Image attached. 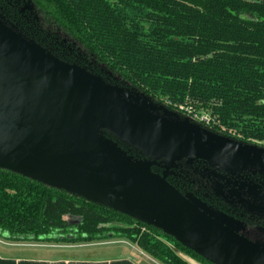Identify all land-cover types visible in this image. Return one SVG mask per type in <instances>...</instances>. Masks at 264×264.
Returning <instances> with one entry per match:
<instances>
[{"label": "water", "instance_id": "95a60500", "mask_svg": "<svg viewBox=\"0 0 264 264\" xmlns=\"http://www.w3.org/2000/svg\"><path fill=\"white\" fill-rule=\"evenodd\" d=\"M0 149L31 175L0 167L161 229L212 264H264V237L248 239L244 223L168 181L191 171L213 196L264 218V194L250 178L264 177V148L60 59L1 13Z\"/></svg>", "mask_w": 264, "mask_h": 264}, {"label": "trees", "instance_id": "16d2710c", "mask_svg": "<svg viewBox=\"0 0 264 264\" xmlns=\"http://www.w3.org/2000/svg\"><path fill=\"white\" fill-rule=\"evenodd\" d=\"M26 3L36 14L24 9ZM0 5L9 21L60 59L109 76L183 117L208 114L209 124L197 123L264 146V0H0ZM168 181L182 193L192 191L184 177ZM3 233L19 243L120 238L162 264H191L188 259L212 264L161 229L0 167Z\"/></svg>", "mask_w": 264, "mask_h": 264}, {"label": "crops", "instance_id": "0c3cea01", "mask_svg": "<svg viewBox=\"0 0 264 264\" xmlns=\"http://www.w3.org/2000/svg\"><path fill=\"white\" fill-rule=\"evenodd\" d=\"M60 235H54L58 237ZM191 264L190 259H188ZM0 264H162L137 245L115 238L100 242L19 243L0 235Z\"/></svg>", "mask_w": 264, "mask_h": 264}, {"label": "rangeland", "instance_id": "374dc122", "mask_svg": "<svg viewBox=\"0 0 264 264\" xmlns=\"http://www.w3.org/2000/svg\"><path fill=\"white\" fill-rule=\"evenodd\" d=\"M24 9L26 10V11H28L30 14L31 13H33V14H36L35 13V10H34V7L30 4V3H26L25 4V7H24ZM3 10H1L0 9V13L1 14H3L4 15V13L2 12ZM32 15V14H31ZM5 16V15H4ZM16 25H18L19 26V24H16ZM19 28H21V26H19ZM1 29H2V27H1ZM22 30H23V28H21ZM76 73H78V72H76ZM84 77H86V76H84ZM77 83V82H76ZM97 85V84H96ZM100 87H101V89H103V90H106V91H112V88L111 87H109L107 84H105V83H100ZM160 116H162V115H160ZM190 118H192L193 120H195L196 122H199V123H201V124H203V123H205V124H207L208 122H207V120H209L210 119V117H209V115L207 114V115H203V116H199V115H191V116H189ZM154 121H161V118H158V117H155V116H152L151 117ZM162 118H164V119H168V117H164V116H162ZM134 121H137L136 120V118H132ZM141 122V121H140ZM136 123H139V122H136ZM142 123V122H141ZM2 151V152H1ZM3 150H1L0 149V165H4L5 167H8V168H13V169H18V170H23L24 172H26V173H28V174H30V172L27 170V169H29V168H31V167H29V166H27V165H25L26 163L24 162V161H22L20 158H16V157H14V155H11V154H8L7 152H4ZM155 152L156 153H167L168 155H170L171 157L170 158H173L172 157V152H170V151H162V152H160L159 150H155ZM11 158H13L14 159V161L11 159ZM31 175V174H30ZM246 175V174H245ZM250 178L251 179H253L255 182H256V185H258V191H260V188H261V191H262V194H264V183L262 184V183H260V182H262L263 180H264V177L263 176H261V175H257V176H250ZM187 180H188V183H190V184H193V185H195L198 189H200L201 188V190H200V192H203V193H206L207 191L206 190H203V189H205V188H203L205 185V182H204V180L203 179H201L199 176H197V175H192L191 176V178H187ZM264 182V181H263ZM201 186V187H200ZM198 189H197V191H198ZM206 191V192H205ZM208 193V195H210L211 196V198H213V195L211 194V192H207ZM215 198H217V197H215L214 196V198L213 199H215ZM230 206V205H229ZM231 208H233V209H240V208H234V207H232V206H230ZM243 214H247L243 209H241L240 210ZM250 214V213H249ZM251 215V214H250ZM252 216V215H251ZM257 216V215H256ZM259 218H262V219H264L263 217H260V216H258ZM75 219L76 220V218H72V217H68V219ZM253 218V217H252ZM236 226H237V224H235ZM235 227V226H234ZM237 227H239V228H241L242 229V226H237ZM244 229H245V231L246 230H248V234L246 235V237H248V239H250V240H252V241H259L261 238L259 237L260 235L262 236V237H264V234H256V232L258 231L257 229H253V228H248L247 226H244ZM144 230V229H143ZM262 232V231H261ZM108 239H114V238H108ZM260 242V241H259ZM77 243H82V242H77ZM261 244V243H260ZM187 258V257H186ZM188 259V258H187ZM191 262L193 263V264H200V263H198V262H196V261H193V260H191Z\"/></svg>", "mask_w": 264, "mask_h": 264}, {"label": "flooded vegetation", "instance_id": "af4514ba", "mask_svg": "<svg viewBox=\"0 0 264 264\" xmlns=\"http://www.w3.org/2000/svg\"><path fill=\"white\" fill-rule=\"evenodd\" d=\"M12 8V10L13 11H15L16 10V7L14 6V7H11ZM0 9L1 10H3L2 12L4 13V14H6V10L4 9V7L3 6H1L0 5ZM10 11H11V9H10ZM8 16V15H7ZM15 16H16V14H15ZM260 147H262V148H264V146H260ZM185 174L186 175H183V176H185L184 178L187 180V178H191V176L192 175H195V174H193L191 171H186L185 172ZM182 176V177H183ZM188 181V180H187ZM264 181V180H263ZM262 181V182H263ZM191 186H192V191H187L186 193H193L194 195H196L198 198H200V199H202L203 201H205V202H207L209 205H211V206H213L214 208H216V209H219L220 211H222V212H224V213H226L227 215H230V216H232V217H234V218H236L237 220H239V221H241L242 223H244L245 224V226H247L248 228H263L264 229V219H262V218H259L258 216H251L249 213H247V214H243L240 210L241 209H233V208H231L228 204H226L224 201H222L221 199H219V198H215V199H213L214 198V196H213V198H211V196H206V194H207V192H208V190H207V188L204 186L203 188H205V189H203V190H206L205 192L206 193H203V192H200V190H201V188L200 189H198L195 185H193V184H190ZM201 187V186H200ZM197 189H198V191H197ZM253 217V218H252ZM69 221L70 222H72V223H77V222H79V220L78 219H70L69 218Z\"/></svg>", "mask_w": 264, "mask_h": 264}, {"label": "built area", "instance_id": "2783aa9c", "mask_svg": "<svg viewBox=\"0 0 264 264\" xmlns=\"http://www.w3.org/2000/svg\"><path fill=\"white\" fill-rule=\"evenodd\" d=\"M207 122H208L207 124H209V123H210V119H209V120H207Z\"/></svg>", "mask_w": 264, "mask_h": 264}]
</instances>
